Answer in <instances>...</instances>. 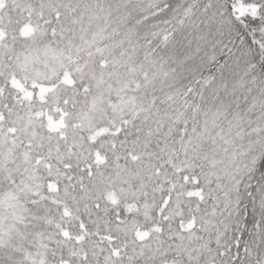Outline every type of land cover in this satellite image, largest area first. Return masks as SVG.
Returning a JSON list of instances; mask_svg holds the SVG:
<instances>
[{"label":"snow or ice","instance_id":"1","mask_svg":"<svg viewBox=\"0 0 264 264\" xmlns=\"http://www.w3.org/2000/svg\"><path fill=\"white\" fill-rule=\"evenodd\" d=\"M0 264H264V0H0Z\"/></svg>","mask_w":264,"mask_h":264}]
</instances>
